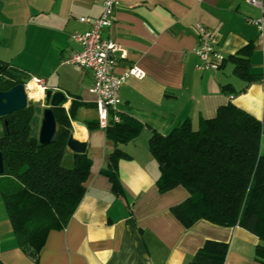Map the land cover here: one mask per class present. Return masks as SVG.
Here are the masks:
<instances>
[{
  "label": "crops",
  "instance_id": "crops-1",
  "mask_svg": "<svg viewBox=\"0 0 264 264\" xmlns=\"http://www.w3.org/2000/svg\"><path fill=\"white\" fill-rule=\"evenodd\" d=\"M103 0H0V61L38 80L42 90L62 91L71 106V133L86 143L89 175L81 200L66 225L50 229L36 257L17 244L11 222L0 214V260L3 264H187L205 240L228 245L223 264H262L256 248L259 238L234 225L205 220L190 228L174 216L171 207L187 190L178 185L161 192L157 162L148 148L153 132L167 134L184 119L193 129L215 116L218 107L233 103L258 119L264 110V69L260 36L251 22L259 9L246 0H119L112 24L103 36L125 52L114 67L118 75L135 65L142 78L130 77L119 88L120 102L110 116H128L141 125L139 133L120 145L129 156L118 162L119 190L101 169L113 144L97 121L96 96L89 91L92 73L64 60L78 45L74 32L88 24L81 17L101 14ZM213 36V47L224 57L253 44L249 70L260 78L246 82L226 62L217 70L197 69L196 24ZM227 72V73H225ZM220 73H223L224 77ZM230 84L235 93L223 87ZM62 161L73 164L67 147ZM4 207V206H3Z\"/></svg>",
  "mask_w": 264,
  "mask_h": 264
},
{
  "label": "trees",
  "instance_id": "trees-1",
  "mask_svg": "<svg viewBox=\"0 0 264 264\" xmlns=\"http://www.w3.org/2000/svg\"><path fill=\"white\" fill-rule=\"evenodd\" d=\"M252 51L253 44L248 43L224 57L220 68L228 61L238 78L246 82L259 79L260 75L249 70ZM0 62L2 88L24 84L31 78ZM223 87L227 93H235L230 84ZM65 101L53 108L59 132L56 141L47 145L37 140L41 109L33 103L6 115V125L0 123V199L18 246L33 257L50 229L66 225L89 175L90 160L85 152L73 153L72 166L62 164L74 105L72 102L66 112L61 106ZM85 125L88 129L99 127L98 121ZM103 129L113 149L101 172L118 193V162L129 157L120 145L134 138L141 125L131 117L120 116L118 121L109 120ZM148 148L160 171L158 190L181 185L188 192L182 202L171 207L183 226L190 228L200 220L240 226L262 242L256 253L264 264V110L258 119L229 102L218 107L215 116L202 120L197 129L184 119L165 135L153 132ZM227 248L225 242L205 240L187 264H223Z\"/></svg>",
  "mask_w": 264,
  "mask_h": 264
},
{
  "label": "built area",
  "instance_id": "built-area-1",
  "mask_svg": "<svg viewBox=\"0 0 264 264\" xmlns=\"http://www.w3.org/2000/svg\"><path fill=\"white\" fill-rule=\"evenodd\" d=\"M246 1L260 11L259 17L251 22L262 36L264 33V0ZM118 4L119 0H103V8L99 16L80 18V21L88 24V28L71 35L78 49L64 60L66 64L77 65L92 73L93 82L89 91L96 96L97 121L99 127L102 128L107 126L109 120L118 121L119 119L116 115L111 117L110 112L120 102L119 88L121 85L130 77L142 78L144 76L143 70L135 65L126 67L118 75L114 74V67L118 60L125 56V52L118 44L103 36V30L112 24L114 10ZM195 27L198 32L195 54L200 60L196 68L219 69L224 56L213 47L214 41L210 30L199 23ZM261 65L264 69V44L261 46Z\"/></svg>",
  "mask_w": 264,
  "mask_h": 264
},
{
  "label": "water",
  "instance_id": "water-1",
  "mask_svg": "<svg viewBox=\"0 0 264 264\" xmlns=\"http://www.w3.org/2000/svg\"><path fill=\"white\" fill-rule=\"evenodd\" d=\"M2 66L3 64L0 62V80ZM25 85L26 84L23 83H16L6 90H0V117H5L6 115L19 111L27 105L32 104V101L27 98ZM66 99L67 97L62 91H52L50 88L44 90L45 106L38 115L39 124L37 129V140L40 144L47 145L56 141L59 126L53 108L59 106V104ZM61 106L64 108V103ZM3 123L5 125L7 124L6 119H4ZM66 147L73 153H84L86 143L75 139L70 132L66 140ZM2 174L3 162L0 153V175Z\"/></svg>",
  "mask_w": 264,
  "mask_h": 264
},
{
  "label": "bare ground",
  "instance_id": "bare-ground-1",
  "mask_svg": "<svg viewBox=\"0 0 264 264\" xmlns=\"http://www.w3.org/2000/svg\"><path fill=\"white\" fill-rule=\"evenodd\" d=\"M38 81L34 78L25 85L26 94L28 99L40 100L42 96V87L37 83Z\"/></svg>",
  "mask_w": 264,
  "mask_h": 264
},
{
  "label": "rangeland",
  "instance_id": "rangeland-1",
  "mask_svg": "<svg viewBox=\"0 0 264 264\" xmlns=\"http://www.w3.org/2000/svg\"><path fill=\"white\" fill-rule=\"evenodd\" d=\"M225 73H227V72H225ZM220 74L222 75V77H224L223 73H220ZM24 81H25V80H24ZM29 100H31L32 103H33L34 105L38 106L40 109L44 108V106H45V104H44V90H42V96H41L40 100H37V101L32 100V99H29ZM0 132H1V124H0ZM62 164H63L64 166H66V164H65L64 161H62ZM1 213H4V214H5V212H4V207H3L2 201H1V199H0V214H1Z\"/></svg>",
  "mask_w": 264,
  "mask_h": 264
},
{
  "label": "flooded vegetation",
  "instance_id": "flooded-vegetation-1",
  "mask_svg": "<svg viewBox=\"0 0 264 264\" xmlns=\"http://www.w3.org/2000/svg\"><path fill=\"white\" fill-rule=\"evenodd\" d=\"M2 79H3V74H1V80H0V90L1 91L6 90V89L2 88V84H1ZM24 84H26V83H24ZM4 119H5L4 117H0V123H2L4 121ZM2 128H3V126H1V131H2Z\"/></svg>",
  "mask_w": 264,
  "mask_h": 264
}]
</instances>
